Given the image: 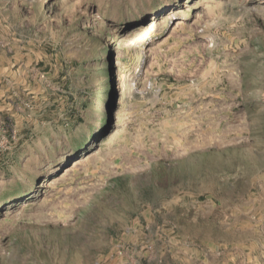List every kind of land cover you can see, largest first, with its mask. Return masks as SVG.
Masks as SVG:
<instances>
[{
	"label": "rangeland",
	"instance_id": "rangeland-1",
	"mask_svg": "<svg viewBox=\"0 0 264 264\" xmlns=\"http://www.w3.org/2000/svg\"><path fill=\"white\" fill-rule=\"evenodd\" d=\"M0 264H264V0H0Z\"/></svg>",
	"mask_w": 264,
	"mask_h": 264
},
{
	"label": "bare ground",
	"instance_id": "bare-ground-1",
	"mask_svg": "<svg viewBox=\"0 0 264 264\" xmlns=\"http://www.w3.org/2000/svg\"><path fill=\"white\" fill-rule=\"evenodd\" d=\"M118 87V86H117ZM83 162V158H79L73 161L72 165L70 167H76L78 165H80Z\"/></svg>",
	"mask_w": 264,
	"mask_h": 264
}]
</instances>
